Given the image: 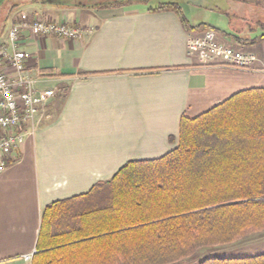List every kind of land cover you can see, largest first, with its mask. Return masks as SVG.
<instances>
[{
    "label": "crops",
    "instance_id": "crops-1",
    "mask_svg": "<svg viewBox=\"0 0 264 264\" xmlns=\"http://www.w3.org/2000/svg\"><path fill=\"white\" fill-rule=\"evenodd\" d=\"M82 1L11 4L10 29L26 13L85 35L73 41L22 33L28 75L56 96L0 173V264H21L37 252L51 204L88 193L128 162L176 148L183 116L193 119L239 92L264 89V0H121L81 8ZM164 4L179 5L181 14L160 9ZM207 30L256 56L254 69L202 64L187 43ZM9 31L0 51L10 48Z\"/></svg>",
    "mask_w": 264,
    "mask_h": 264
},
{
    "label": "trees",
    "instance_id": "trees-1",
    "mask_svg": "<svg viewBox=\"0 0 264 264\" xmlns=\"http://www.w3.org/2000/svg\"><path fill=\"white\" fill-rule=\"evenodd\" d=\"M160 9L181 14L177 4ZM261 232L264 89H249L183 116L179 144L163 157L128 162L48 206L30 264H264V254L211 256Z\"/></svg>",
    "mask_w": 264,
    "mask_h": 264
},
{
    "label": "built area",
    "instance_id": "built-area-1",
    "mask_svg": "<svg viewBox=\"0 0 264 264\" xmlns=\"http://www.w3.org/2000/svg\"><path fill=\"white\" fill-rule=\"evenodd\" d=\"M30 31L34 36H56L63 40H81L85 31L66 22L31 19L26 13L20 15L9 31L10 48L0 51V173L9 164V159L33 133L40 108L56 96L54 89L39 90L38 79L28 74L30 56L21 49V36ZM190 54H198L204 65L222 63L238 69H254L259 62L254 55L235 50L222 44L214 30H207L200 37L188 39ZM34 254L23 257L31 263Z\"/></svg>",
    "mask_w": 264,
    "mask_h": 264
},
{
    "label": "rangeland",
    "instance_id": "rangeland-1",
    "mask_svg": "<svg viewBox=\"0 0 264 264\" xmlns=\"http://www.w3.org/2000/svg\"><path fill=\"white\" fill-rule=\"evenodd\" d=\"M121 0H85L78 5L81 8L84 7H92L97 6L99 4H107L108 2H115ZM138 2L139 0H133L132 2ZM15 2V3H14ZM80 2V0H79ZM13 4H19V0H8L0 1V37L4 38V35L10 29L9 17H10V9ZM208 250V249H207ZM205 250V251H207ZM213 253L211 256L216 257H253L264 254V232L254 234L247 238L246 240H242L238 243H235L230 246H224L220 248L212 249ZM188 259L178 264H195L196 259ZM21 264H30L27 262H21Z\"/></svg>",
    "mask_w": 264,
    "mask_h": 264
}]
</instances>
